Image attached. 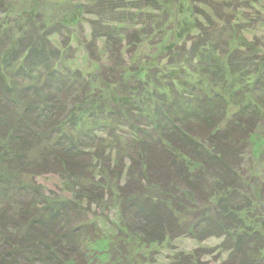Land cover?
Segmentation results:
<instances>
[{"label": "trees", "instance_id": "1", "mask_svg": "<svg viewBox=\"0 0 264 264\" xmlns=\"http://www.w3.org/2000/svg\"><path fill=\"white\" fill-rule=\"evenodd\" d=\"M201 3L216 9L213 0ZM104 36L110 45L113 35L106 31ZM20 41L14 48L6 44L4 50L15 60L34 61L43 81L30 87L32 92L20 91L15 99L4 82L5 74L13 75V70L6 67L3 75L0 69V143L8 147L6 153L0 152V264H97L87 246L95 228L90 211L92 205H103L115 193L122 230L144 242L181 235L199 240L228 237L239 223L234 212L254 202L264 207V194L251 191L258 172L248 169L246 161L251 137L264 123V91L254 105L240 103L229 116L228 99L221 93L205 95L187 80H181L183 90L172 83L150 87L156 81L152 76L140 85L139 77L120 81L119 67H102L101 78L106 76L102 83L106 80L115 93L134 100L118 111L115 106L101 109L103 116L84 121L87 130L75 136L61 127L74 120L72 103H85L95 89L80 74L56 75L50 58L40 64L42 58L54 56L53 48L43 41L30 36L32 45H22L21 51L17 50ZM220 43L209 38L204 46L217 51ZM211 54H204L205 74L213 69L208 64ZM228 55L224 58L234 56ZM184 60L193 64L192 59ZM224 83L223 79V88ZM38 95L46 97L45 113L37 107ZM11 97L14 102L26 100L25 108L11 112ZM145 99L153 104L147 105ZM42 138L48 144L41 146L38 158H31L29 149ZM22 172L30 173L35 181L50 173L73 183L72 196L67 198L74 201L47 197L52 192L46 195L24 184L19 177ZM258 245L259 252L250 244L241 249L240 264H251L252 258V264H264L259 260L264 259L262 241ZM123 247L122 241L118 251ZM238 251L223 264H237Z\"/></svg>", "mask_w": 264, "mask_h": 264}, {"label": "rangeland", "instance_id": "2", "mask_svg": "<svg viewBox=\"0 0 264 264\" xmlns=\"http://www.w3.org/2000/svg\"><path fill=\"white\" fill-rule=\"evenodd\" d=\"M111 1L113 5L110 0H0V69L3 75L6 70H13V75L8 73L4 77L7 87L13 91L12 96L18 99L20 91L32 92L29 88L43 81L39 78L41 74L35 71L34 61L15 60L4 50L6 44H9L7 48L10 45L14 48L17 40H21L17 49L21 51L23 46L32 45L30 36L43 41L47 48H53L54 56L43 54L46 57L40 64L50 58L51 67H56V75L74 77L80 74L95 89L85 103H72L70 113L74 120L67 127H61L75 136H81L87 130L85 125L82 126L84 121L103 116L101 109L115 106L118 111L124 109L125 102L134 100L115 93L106 80L102 83V78L106 77L102 75L101 78L102 67H119L120 81H134L139 77L141 82L137 80V83L140 85L149 80L147 76H152L157 82L151 83L150 87L163 88V84L167 87L172 83L183 90L181 80H187L202 89L205 95L221 93L228 99L229 116L241 107L240 103L254 105L263 94L264 0H213L216 9L201 3L202 0ZM106 31L113 35L110 45L104 36ZM208 37L221 41L220 47H215L217 51L211 45L204 46ZM112 49L118 51L114 56L110 53ZM30 52L35 55V50ZM211 52L215 59L210 58L208 64L213 69L205 74L204 54L212 55ZM228 53L234 54L231 60L224 58L229 56ZM184 59H192L193 64L189 65ZM28 65L27 70L23 69ZM223 79L225 88L220 86ZM10 82L14 87H9ZM14 98L11 97L9 102L11 112L25 108L26 100L21 98L14 102ZM36 99L38 109L45 113L49 106L46 97L38 95ZM145 102L153 104L146 99ZM121 131L130 136L125 127ZM36 143L40 144L29 149L31 158H38V151L48 144V140L42 138ZM7 149V143H0V152L6 153ZM246 161L248 169L258 172V180L251 191L256 195L264 194V123L251 137ZM20 174L24 184L33 185L46 195L52 192L47 197L62 202L74 201L67 198L72 196L73 183L64 182L50 173L37 176V181L30 173ZM118 200L115 193L103 205H92L90 211L95 228L87 246L97 264H223L237 253V248V255L240 254L237 264H240L241 249L250 244L259 252L261 241L260 253L264 258V207L259 202L234 212L239 223L228 237L210 236L199 240L191 235H181L163 242H144L122 230ZM188 216L194 220L192 215ZM122 241L124 249L119 252ZM230 248L235 249L233 254ZM252 259H249L251 264ZM259 260L264 263V259Z\"/></svg>", "mask_w": 264, "mask_h": 264}]
</instances>
